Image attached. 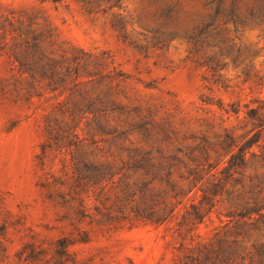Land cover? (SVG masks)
<instances>
[{"label": "rangeland", "instance_id": "obj_1", "mask_svg": "<svg viewBox=\"0 0 264 264\" xmlns=\"http://www.w3.org/2000/svg\"><path fill=\"white\" fill-rule=\"evenodd\" d=\"M209 1L0 0V264H179L236 226L264 244V0H223L219 28Z\"/></svg>", "mask_w": 264, "mask_h": 264}, {"label": "trees", "instance_id": "obj_2", "mask_svg": "<svg viewBox=\"0 0 264 264\" xmlns=\"http://www.w3.org/2000/svg\"><path fill=\"white\" fill-rule=\"evenodd\" d=\"M208 19L210 23L208 27L214 26L215 28L220 27V23H216L219 20V16L223 13V0H210L208 3ZM234 12V10H232ZM205 151V150H204ZM202 152L201 160L193 152L190 154V159L194 164V169L189 170V179L193 182L196 187L198 178L194 175L195 169L203 168L211 160L210 155L207 151ZM221 155V154H220ZM234 158V154L232 155ZM240 164L245 162V152L241 151L239 155ZM221 158L218 156L216 161L219 163ZM207 162L206 164H204ZM139 166L136 167H147V170L155 167L151 164V159L142 157L136 162ZM213 180L208 189L204 190L203 195L200 199L196 197L190 202V207L186 210L184 215V227L187 233H192L199 224L205 222L206 215L211 211L216 203V198L213 196L215 192L221 191L222 183L220 182L217 173L212 174ZM175 195V198L178 199ZM181 201V200H179ZM142 211L140 217L146 218L152 223L162 225L171 220V214L174 211L172 209L168 214L161 213L157 209V202L149 204L146 198L141 200ZM210 208V209H209ZM169 219V220H168ZM183 233V232H180ZM249 229H245L243 226H236L233 229L225 228L223 231L215 228L212 230V238L208 242H203L200 239V235H191V242L196 243L192 246H188L187 254L184 255V259L180 260L179 264H264V244H253L248 246L247 242L250 238Z\"/></svg>", "mask_w": 264, "mask_h": 264}]
</instances>
